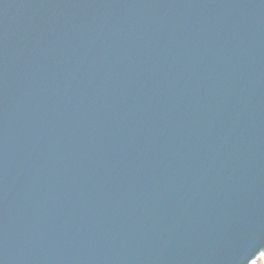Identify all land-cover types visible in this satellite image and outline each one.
Wrapping results in <instances>:
<instances>
[{"label": "water", "instance_id": "water-1", "mask_svg": "<svg viewBox=\"0 0 264 264\" xmlns=\"http://www.w3.org/2000/svg\"><path fill=\"white\" fill-rule=\"evenodd\" d=\"M264 256V0H0V264Z\"/></svg>", "mask_w": 264, "mask_h": 264}, {"label": "rangeland", "instance_id": "rangeland-1", "mask_svg": "<svg viewBox=\"0 0 264 264\" xmlns=\"http://www.w3.org/2000/svg\"><path fill=\"white\" fill-rule=\"evenodd\" d=\"M251 264H264V256L260 255L258 256L255 261H253Z\"/></svg>", "mask_w": 264, "mask_h": 264}]
</instances>
